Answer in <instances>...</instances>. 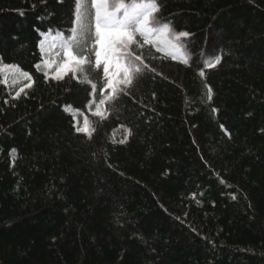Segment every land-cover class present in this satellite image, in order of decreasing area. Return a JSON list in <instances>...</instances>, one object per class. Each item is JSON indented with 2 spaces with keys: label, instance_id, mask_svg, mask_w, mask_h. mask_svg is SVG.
<instances>
[{
  "label": "trees",
  "instance_id": "trees-1",
  "mask_svg": "<svg viewBox=\"0 0 264 264\" xmlns=\"http://www.w3.org/2000/svg\"><path fill=\"white\" fill-rule=\"evenodd\" d=\"M155 2L190 35L136 48L148 69L102 119L91 0L76 40V0H0V66L19 69L0 72V264H264V0ZM65 44L77 79L53 78Z\"/></svg>",
  "mask_w": 264,
  "mask_h": 264
},
{
  "label": "snow or ice",
  "instance_id": "snow-or-ice-1",
  "mask_svg": "<svg viewBox=\"0 0 264 264\" xmlns=\"http://www.w3.org/2000/svg\"><path fill=\"white\" fill-rule=\"evenodd\" d=\"M76 5L77 27H74L72 30L73 40H76L77 35L82 36L87 30V26L83 23L81 11L84 7V0H76ZM91 6L95 9L93 24L95 65L99 67L103 63V72L106 79L104 87L111 89L100 100L97 105V111L93 113L103 119L106 118V114L101 111V105L116 99L118 92H122L124 95H130L127 89L135 82H138L144 69H148V65L144 63L142 56L135 51L136 48L152 45L158 52L162 50V47L179 51L174 41L180 38H187L190 33L187 31L176 33L168 22L161 23L159 18L154 15L159 12V7L155 0H147V3L133 5L131 11L124 5L122 0H112L111 3H109V0H91ZM121 10H123L122 14ZM221 22L225 27L230 23L226 19ZM41 43L43 44V42ZM63 51L65 60L57 69L53 78L63 79L64 75L71 72L72 78L77 79L76 73L82 70L81 66L86 62L87 58L75 55L72 52L70 44H65ZM220 62V56H216L208 64V67H215ZM44 64L45 67H51L49 61H45ZM36 67L37 70L40 69V65H36ZM5 70L13 72L19 71L16 65L4 64L0 66V72H4ZM21 75L29 81L25 87H31V75L27 72H22ZM44 75L47 78L49 74L46 71ZM201 75L203 76V72H201ZM82 82L91 83L87 76L84 77ZM91 87L93 92H95L96 85L91 83ZM205 87L208 86L205 85ZM22 92H24L23 87L16 92L13 99L19 98ZM208 98L209 100L212 98L211 88H208ZM213 111L215 112L216 109H213ZM221 128L225 130L226 135H229L223 125H221ZM76 130L77 132H84L89 139H91L92 132L95 131L94 128H90V122L87 119L84 121V127H78ZM125 132L124 139L119 141L121 144L125 143L128 136L132 134L128 129H125ZM197 203H199L198 200Z\"/></svg>",
  "mask_w": 264,
  "mask_h": 264
},
{
  "label": "rangeland",
  "instance_id": "rangeland-1",
  "mask_svg": "<svg viewBox=\"0 0 264 264\" xmlns=\"http://www.w3.org/2000/svg\"><path fill=\"white\" fill-rule=\"evenodd\" d=\"M92 43H93V38H92V36H90L89 39H88V47H89V49L92 47Z\"/></svg>",
  "mask_w": 264,
  "mask_h": 264
}]
</instances>
